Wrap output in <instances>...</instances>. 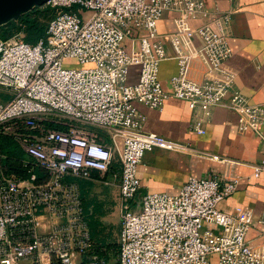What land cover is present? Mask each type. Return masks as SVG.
I'll return each mask as SVG.
<instances>
[{
    "label": "built area",
    "instance_id": "2783aa9c",
    "mask_svg": "<svg viewBox=\"0 0 264 264\" xmlns=\"http://www.w3.org/2000/svg\"><path fill=\"white\" fill-rule=\"evenodd\" d=\"M43 4L54 13L36 42L24 40L20 31L6 38L0 35V85L9 94L0 98V134L11 136L26 153V173L19 174L2 164L0 147V264H83L85 254L86 264H109L95 251L73 178H92L93 170L101 176L115 162L120 226L114 264H264V230L258 244L246 238L252 209L218 206L242 178L259 176L264 157L249 163L248 174L230 179L191 174L176 193L146 192L140 209L131 204L140 186L137 165L146 150L238 162L146 130V117L136 102L160 110L169 96L184 99L191 110L189 128L196 133L206 131L215 106L233 109L239 129H252L264 146V103H252L234 90V74L222 66L232 54L231 13L210 11L204 0ZM166 10L176 12L177 29L166 34L171 53L157 29ZM195 18L201 19L197 26L191 24ZM141 28L146 34H136ZM125 38H138V46L127 50ZM169 56L177 63L170 92L158 78L160 61ZM70 58L79 65H64ZM195 58L205 67L200 79L189 76ZM131 64L139 65L134 83L126 80ZM94 127L105 129L109 139ZM258 220L264 224V210Z\"/></svg>",
    "mask_w": 264,
    "mask_h": 264
},
{
    "label": "crops",
    "instance_id": "0c3cea01",
    "mask_svg": "<svg viewBox=\"0 0 264 264\" xmlns=\"http://www.w3.org/2000/svg\"><path fill=\"white\" fill-rule=\"evenodd\" d=\"M204 1L208 10L228 11L232 16L230 35L228 36L232 54L223 62L222 66L234 74L233 89L240 91L252 103H264V0ZM175 16L176 12L166 10L157 21L158 32L164 35L162 40L169 53H171V49L166 34L176 31ZM200 23L201 19L199 18L191 20L193 26ZM136 34H146V30L138 29ZM194 40L197 45L201 44L198 35L194 36ZM138 43V38L133 42L129 38L123 40L127 50H130L132 44L137 47ZM176 70L177 63L172 56L159 63L158 78L163 88L168 92L172 90L170 76ZM204 71L205 67L198 58L191 61L190 77L200 79ZM138 72L139 65L131 64L128 69L127 82L134 83L138 78ZM8 96V89L0 85V98L5 100ZM135 104L146 117L143 125L146 130L187 141L196 148L219 153L238 161L213 160L197 154L161 148L146 150L137 165V176L140 180L137 194L141 196L151 191L174 194L187 176L191 174L217 175L225 179H230L235 174H248L252 170L249 163L259 161L264 157L262 139L250 128L239 129L238 116L233 109L220 105L215 106L210 120L206 123V131L196 133L189 128L192 117L191 110L184 99L169 96L164 100L163 108L160 110L140 102ZM47 124L52 125L50 122ZM93 129L106 140L109 139L105 129L99 127ZM260 130L264 133V124L261 125ZM20 149L24 154L22 156L26 157L24 150L21 147ZM37 171H39V175H42V169L39 168ZM114 173H119L118 162L113 163L110 170L101 176L98 171L93 170L92 178L73 179L77 181L80 191L84 187L80 180L95 178L104 184L116 185L119 191V179L118 176H113ZM104 180H108L109 183H105ZM89 204L91 207L92 204ZM234 205H245L252 209L253 216L246 232V238L252 244L260 243L262 239L260 233L264 230V224L258 220L260 213L264 210V169L259 176L252 177L250 180L242 178L237 189L218 203L222 209H228ZM205 224L214 229L218 228L210 222H205Z\"/></svg>",
    "mask_w": 264,
    "mask_h": 264
},
{
    "label": "trees",
    "instance_id": "16d2710c",
    "mask_svg": "<svg viewBox=\"0 0 264 264\" xmlns=\"http://www.w3.org/2000/svg\"><path fill=\"white\" fill-rule=\"evenodd\" d=\"M54 13V9L47 6L35 5L28 11L10 19L6 23L0 25V34L2 37H9L12 34L23 31V38L27 42L34 43L39 37L44 36L46 22ZM55 127H62L59 124L51 123ZM0 147L3 153L2 164L10 171H15L19 174H25L26 170L22 168V150L18 143L6 134H0ZM39 169V168H37ZM84 191L81 189V195L83 198ZM84 211L88 218L90 226V235L93 240L95 251L102 255L107 261L110 258H116L118 252V241H102L100 229L97 228V219L95 216L94 206H89V202L84 203ZM116 263V260H115Z\"/></svg>",
    "mask_w": 264,
    "mask_h": 264
},
{
    "label": "rangeland",
    "instance_id": "374dc122",
    "mask_svg": "<svg viewBox=\"0 0 264 264\" xmlns=\"http://www.w3.org/2000/svg\"><path fill=\"white\" fill-rule=\"evenodd\" d=\"M41 6H47L45 4H40ZM49 7V6H47ZM22 35H24L23 31H20ZM1 35V34H0ZM64 65L78 66L77 60L74 58L65 59ZM39 175V171H37ZM92 182V184H89ZM80 183H83V198L84 203L89 202L94 206V213L97 219V228L100 229V233L102 234L101 239L98 242L102 241H118V229L120 226V215L118 210V202H119V191L118 187L114 184H104L98 179H82ZM133 208L135 210L140 209L141 207V195L137 194L131 201ZM90 230V226H89ZM114 241V242H115ZM87 254L82 256L83 264H86ZM215 258V254L213 255ZM116 258H110L109 264H114ZM76 261L73 262L75 264ZM78 264V263H76Z\"/></svg>",
    "mask_w": 264,
    "mask_h": 264
},
{
    "label": "water",
    "instance_id": "95a60500",
    "mask_svg": "<svg viewBox=\"0 0 264 264\" xmlns=\"http://www.w3.org/2000/svg\"><path fill=\"white\" fill-rule=\"evenodd\" d=\"M46 0H0V25Z\"/></svg>",
    "mask_w": 264,
    "mask_h": 264
}]
</instances>
